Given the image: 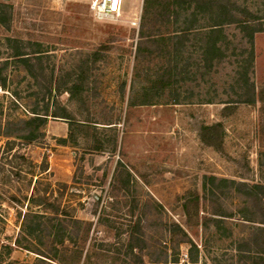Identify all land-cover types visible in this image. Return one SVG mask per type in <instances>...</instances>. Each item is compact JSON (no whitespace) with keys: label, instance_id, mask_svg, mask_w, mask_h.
Instances as JSON below:
<instances>
[{"label":"rangeland","instance_id":"1","mask_svg":"<svg viewBox=\"0 0 264 264\" xmlns=\"http://www.w3.org/2000/svg\"><path fill=\"white\" fill-rule=\"evenodd\" d=\"M90 1L0 0V264H52L58 224L64 264H243L233 249L252 205L235 188L264 185V0H229L262 32L250 45L225 25L213 57L211 12L187 27L179 0H122L117 20L97 21ZM51 79L50 109L73 120L23 140Z\"/></svg>","mask_w":264,"mask_h":264},{"label":"trees","instance_id":"2","mask_svg":"<svg viewBox=\"0 0 264 264\" xmlns=\"http://www.w3.org/2000/svg\"><path fill=\"white\" fill-rule=\"evenodd\" d=\"M178 5L182 11H184L186 14L188 13L185 19L186 23L189 22L187 27L197 24L200 18L204 19V15L206 13L211 12L210 16L213 14L209 19L211 22V25L208 26L210 34L205 52L206 54L211 55V57L218 55L221 52L218 44L221 42L223 36L222 28L225 25H235L242 33L246 34L250 45L253 44L254 35L256 33L262 32V29L258 25L260 18L253 16L247 9H241L235 3H232L229 0H179ZM175 17H178V15L176 14ZM187 18H189V21H187ZM34 53L39 54V51ZM252 57L253 54L249 53V65L252 63ZM13 58L19 62L25 63V65L30 63L29 53H25L19 49L16 50ZM35 58L39 62L42 59L41 55H35ZM39 64L42 65L41 62ZM4 65L6 66L7 63H4ZM240 78V83H242L243 88L247 92L245 95L246 98L244 99L245 101L243 102L248 104L254 103V84L249 81L246 70L243 74H241ZM5 84L6 81L1 77L0 69V86L4 88ZM56 88L59 95L60 92L70 94L73 93V90L69 88H65L63 90L57 86ZM77 88V86H74L73 89ZM50 97H52V79L49 83V88H47V91H45V93L42 95L41 103L43 106L40 108L38 107L39 104H37L36 107L30 112L32 116L26 120L20 121L22 127L20 126L21 128L19 129L26 133L25 135H22L23 137H21L23 140L34 141L38 138L41 139L43 134L40 132V130L46 125L48 118H62L67 121L73 120L72 116L66 111L64 107H61L60 104L56 106V110L52 111V109H50L51 103H49ZM45 98L47 101H45ZM211 128L214 129V127H203L202 131L205 133L206 138H211L213 140L215 132L212 133L213 129ZM210 180L211 183L212 181L216 182L214 177H212ZM226 183V180H221L219 186H222V184ZM230 183L234 184L235 182L230 181ZM237 186L240 188L236 187L235 189L242 192V194L247 197V199L250 201V204L252 205V209H249L248 207L244 209L246 211L242 215V220L252 225L253 228H251V232H249L248 235L242 237L238 241H235V247L233 251L236 252L240 262L243 261V264H264V185H248L244 182H240L237 183ZM208 193L211 196H216V193L212 191V189H210ZM219 194L221 193L219 192ZM218 201H220V199ZM208 212H206L207 215L210 216L207 217L209 218L208 222L213 221L216 223V225H219V222H221L222 218L226 217L221 215L222 212L220 213L218 210H214L212 213ZM207 218L203 217V224L207 223ZM58 227L59 228L56 227V230H52V259H50L52 260V264H64L62 262V257L66 254V252H68V246L66 245V242L69 240L70 236L68 233H66V230L62 224H58ZM130 230L134 231L135 227H130ZM30 235L33 236L32 231ZM132 237L130 236L129 246L131 254H133L132 252L135 248L131 245V242H133L134 239V242L137 243L138 240ZM192 248L195 249V247ZM190 253L192 254L191 249ZM190 260V263L194 264L195 261H193V254L190 256ZM139 262L142 264L140 260Z\"/></svg>","mask_w":264,"mask_h":264},{"label":"built area","instance_id":"3","mask_svg":"<svg viewBox=\"0 0 264 264\" xmlns=\"http://www.w3.org/2000/svg\"><path fill=\"white\" fill-rule=\"evenodd\" d=\"M89 9L97 21H115L121 16L122 0H91Z\"/></svg>","mask_w":264,"mask_h":264}]
</instances>
